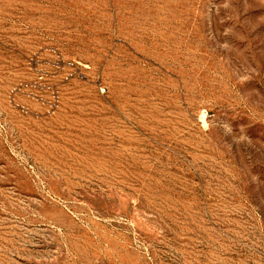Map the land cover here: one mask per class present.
Instances as JSON below:
<instances>
[{"label": "rangeland", "instance_id": "obj_1", "mask_svg": "<svg viewBox=\"0 0 264 264\" xmlns=\"http://www.w3.org/2000/svg\"><path fill=\"white\" fill-rule=\"evenodd\" d=\"M0 264H264V0H0Z\"/></svg>", "mask_w": 264, "mask_h": 264}]
</instances>
